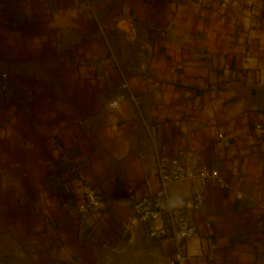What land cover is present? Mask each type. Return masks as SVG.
I'll return each mask as SVG.
<instances>
[{
	"label": "crops",
	"instance_id": "obj_1",
	"mask_svg": "<svg viewBox=\"0 0 264 264\" xmlns=\"http://www.w3.org/2000/svg\"><path fill=\"white\" fill-rule=\"evenodd\" d=\"M156 151L228 186L192 264H264V0H0V264H170L133 213ZM84 183L105 210L80 212Z\"/></svg>",
	"mask_w": 264,
	"mask_h": 264
},
{
	"label": "built area",
	"instance_id": "obj_2",
	"mask_svg": "<svg viewBox=\"0 0 264 264\" xmlns=\"http://www.w3.org/2000/svg\"><path fill=\"white\" fill-rule=\"evenodd\" d=\"M122 88L130 90L127 78L123 76ZM130 100L136 107L140 99L130 93ZM119 100H112L111 108L118 107ZM156 174L160 178V190L151 197L134 205V215L149 225V235L153 239H170L175 255L170 264H192V256L185 252V241L199 236L195 222L196 214L205 213L206 187L210 182H217L226 188L221 173L207 165L199 166V159H185L181 156H166L155 153ZM191 182V195L184 199H174L169 189L179 182ZM85 202L79 207L82 214L106 209L103 195L92 185H82ZM242 198L240 193L237 194ZM264 208V207H263ZM211 228V224L207 223Z\"/></svg>",
	"mask_w": 264,
	"mask_h": 264
}]
</instances>
